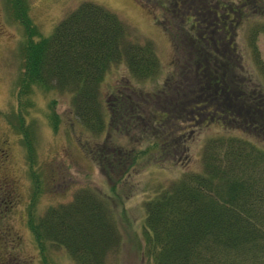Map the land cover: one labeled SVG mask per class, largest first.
Returning a JSON list of instances; mask_svg holds the SVG:
<instances>
[{
    "label": "trees",
    "instance_id": "16d2710c",
    "mask_svg": "<svg viewBox=\"0 0 264 264\" xmlns=\"http://www.w3.org/2000/svg\"><path fill=\"white\" fill-rule=\"evenodd\" d=\"M240 1L192 0L188 14H172L173 24L177 16L184 23L171 30L170 70L154 91L116 87L103 96L112 63L124 61L136 79L152 77L160 67L153 41L103 4L77 3L48 35L29 36L25 44L21 92L33 84L66 90L74 113L91 130L116 124L123 134L138 129L146 140L128 152L112 141L91 148L111 189L144 154L160 164L181 162L180 175L144 201L151 264H264V84L238 69L242 61L230 39L245 13L260 5L264 14V0H244L243 8ZM17 15L29 35L36 32L24 8ZM262 22L247 38L259 62ZM213 122L221 128L204 137L199 167H189L192 132ZM28 224L39 243L63 246L77 264H106L120 242L111 202L88 185L70 200L30 214Z\"/></svg>",
    "mask_w": 264,
    "mask_h": 264
},
{
    "label": "rangeland",
    "instance_id": "374dc122",
    "mask_svg": "<svg viewBox=\"0 0 264 264\" xmlns=\"http://www.w3.org/2000/svg\"><path fill=\"white\" fill-rule=\"evenodd\" d=\"M81 1L85 0H0V146L5 145V139L9 146L6 159L0 152V177L10 176L16 181L10 193L14 198L10 206H7V194L0 191V264H77L63 246L48 240L39 243L29 227L28 217L40 213L50 204L70 200L76 189L86 185L107 195L118 224L120 242L107 253L106 264H151L146 252L144 201L183 170L181 162L160 164L144 154L129 165L111 189L113 181L101 171L91 148L96 142L112 141L126 152L132 148L137 150L147 143L139 136V130L123 134L119 126L113 124L111 127L109 123L102 131L91 130L74 113L70 93L55 86L33 84L29 91H20L19 79L24 71V48L28 37L34 40L40 35H48L66 10ZM88 1L115 11L137 34L149 37L160 63L157 73L144 79L130 76L124 61L112 63L102 80L103 96L114 92L116 87L123 92L134 89L148 92L160 87L170 70L171 30L175 26V32L178 21L184 23L180 16L175 24L173 15L161 17L159 4L163 1L168 6L172 0ZM149 5L157 8V13ZM22 8L36 27V32L30 35L17 15V10ZM259 9L260 5L255 13L243 15L230 39L242 61L243 68L238 69L254 83L262 85L264 31L260 30L256 36L260 62L247 39L250 28L264 21V14L259 13ZM126 83L133 89L125 86ZM220 128L213 122L192 132L189 167H199L204 137Z\"/></svg>",
    "mask_w": 264,
    "mask_h": 264
},
{
    "label": "flooded vegetation",
    "instance_id": "af4514ba",
    "mask_svg": "<svg viewBox=\"0 0 264 264\" xmlns=\"http://www.w3.org/2000/svg\"><path fill=\"white\" fill-rule=\"evenodd\" d=\"M191 1L192 0H172L171 2H169V5L168 6H165V5L168 4L167 2L165 4V2L162 1L159 4V5H161V8H162V13H161L162 15H161V17L162 18H169L172 14H177L178 13L177 12L178 10L183 15H185V13L188 14V8H190L189 5H191L190 4ZM243 2H244V0H241L239 2L238 5H239L240 8H243ZM141 3L144 4V1L141 2ZM151 5H155V4L154 3H151ZM149 7H150V9H152V11L154 13H157L156 12L157 8L153 9V7L150 6V5H149ZM7 142H8L7 139H5L4 140L5 145H3L2 147L0 146V152L2 153V157L4 159H6L5 157L8 155V147L9 146H8ZM0 159H2V158L0 157ZM14 184H16V181H15V179L11 178L10 176L0 177V191H2V193H4L5 195L7 194V198H6V201L8 202L7 203V206H10L11 203H13V201H14V198H12L11 195H10V193L13 190V185ZM3 260H2V262H5Z\"/></svg>",
    "mask_w": 264,
    "mask_h": 264
}]
</instances>
